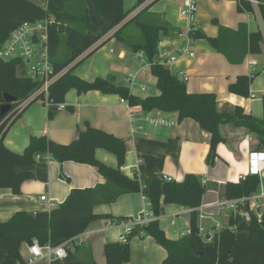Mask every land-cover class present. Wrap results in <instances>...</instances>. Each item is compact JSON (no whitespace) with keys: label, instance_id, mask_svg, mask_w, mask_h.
I'll return each instance as SVG.
<instances>
[{"label":"crops","instance_id":"crops-1","mask_svg":"<svg viewBox=\"0 0 264 264\" xmlns=\"http://www.w3.org/2000/svg\"><path fill=\"white\" fill-rule=\"evenodd\" d=\"M30 1L40 8L46 7V0ZM70 1L55 0V4L63 8ZM152 1L147 0L129 17ZM259 1L264 4V0ZM123 7L128 10L124 0ZM181 7L182 0H155L148 9L150 14L158 16L171 27L168 33H160L159 58L166 60L175 54L176 49L192 42V57L178 56L174 62L166 65L173 75L188 77L184 82L186 91L190 94L212 93L216 97L219 111L231 112L241 108L245 114L261 120L264 113V23L259 11L254 9L253 14L240 11L238 0H196L197 11L193 19L188 21L181 16ZM84 11L96 28L107 27L114 19L113 16H103L96 12L91 0H84ZM241 24L246 25L249 33L260 30L263 41L259 53L247 54L238 65L231 64L226 57L216 52L207 39L188 37L191 28L207 37H216L219 26L236 32ZM117 27L69 66H74L92 49L97 48L92 55L76 65L73 75L86 81L96 77L105 79L112 75L118 83H123L125 76L132 74L135 81L129 88L130 93L139 97L157 96L156 78L150 74V66L144 56L141 61L139 53H131L110 38ZM45 30L44 55L49 61L66 60L95 37L93 32L80 33L68 24L54 21H45ZM107 38L109 40L100 45ZM27 72V64H19L16 68L20 77H27ZM251 74L256 76L248 87V96H238L228 90L229 85L235 83L239 76ZM142 85L145 86L142 92L148 91V95L140 91ZM121 99L117 94H103L95 90L80 94L69 90L60 106L47 105L42 101L32 103L9 127L3 145L11 152L22 153L28 147L31 137L46 136L50 141L62 145L75 140L86 124L98 128L125 142L124 163L119 170L127 177H136L141 186L154 178L169 177L176 183L181 182L187 174H195L201 179L204 193L197 208L199 227L203 229L201 236L211 237L215 232L229 228L236 237L244 238L249 220L243 211L238 212L219 204L228 200L225 198L226 183H237L247 175V154L260 149L259 139L244 127L232 124L220 126V135L226 141L217 145L216 158L208 165L206 159L210 148V133L204 131L193 119L177 120L176 112L150 111L147 114L176 121L175 127L156 128L142 120L145 113L138 112L134 125L142 130L134 132L130 123L131 112L127 106L120 104ZM48 111L55 112L53 118H48ZM94 157L110 168L118 167L115 156L101 148L95 150ZM46 161L44 167L33 165L28 169L31 171L30 179L21 184L19 193L12 194L9 189H0V222L10 220L17 212L35 214L51 211L61 205L71 191L96 189L106 183V179L90 165L72 161L59 163L49 156ZM15 170L23 172L26 168L16 166ZM261 179L264 187V170ZM41 197H46L45 201H41ZM147 202L146 197L137 192L122 194L111 203H97L93 209L99 217L88 224L78 239H73L68 248L69 256L65 260L35 264H106L105 245L121 242L120 237L125 231L122 220L137 219L145 210H151L146 207ZM190 213L191 210L181 206L166 205L160 217L152 216L150 220L156 219L165 236L176 241L188 235ZM237 216L241 221H235ZM28 246L26 243L20 246L22 260L29 256ZM6 248L7 245L0 238V249ZM129 250L130 261L127 264H163L167 257L166 250L149 235L130 238ZM0 264L20 263L0 259Z\"/></svg>","mask_w":264,"mask_h":264},{"label":"trees","instance_id":"trees-1","mask_svg":"<svg viewBox=\"0 0 264 264\" xmlns=\"http://www.w3.org/2000/svg\"><path fill=\"white\" fill-rule=\"evenodd\" d=\"M95 11L103 16H113L107 27L96 28L84 11V0H71L63 8L56 6L55 0H46V7L40 8L30 0H0V47L9 38L10 33L25 22L54 21L68 24L80 33L93 32L94 39L86 46L79 48L75 54L64 61L52 60L56 80L49 84L46 92L39 91L41 82L30 76L20 77L16 68L18 59L9 61L0 58V107L6 104L5 95L13 97L11 108L5 115L0 113V189H9L12 194L19 193L21 184L30 179L31 166L46 165V157H52L62 163L72 161L96 168L106 179L104 186L96 189L73 190L57 208L47 212L28 214L17 212L6 222H0V238L7 245L0 249V259L14 260L23 263L19 249L22 243L31 245L36 240L41 245L58 244L64 240H72L81 235L88 224L99 215L94 214L93 207L97 203H111L122 194L141 192L150 204L154 218L162 215L166 205L181 206L191 210L189 233L173 241L160 230L156 219L150 220L144 228H134L126 235V242H115L104 247L106 264H127L130 261V238L138 235H149L167 252L163 264H264V207L259 217L249 212V226L244 238L235 236L231 229L224 228L215 232L206 240L199 232L198 211L204 193L201 179L195 174H187L181 182L149 179L141 186L136 177L123 175L119 167L124 163L126 144L121 139L98 128L85 125L78 132L75 140L68 144H56L46 136L31 137L28 147L22 153H15L3 145V138L9 127L22 112L32 103L42 101L47 105L60 106L64 103L65 93L75 90L77 93L99 91L103 94H117L127 99L129 108L134 112L148 113L162 111L177 113V120L193 119L200 127L210 133V148L206 163L212 164L216 158V147L225 143L219 128L225 124L244 127L246 131L259 139L261 151L264 152V113L261 120L245 114L240 108L231 112L219 111L216 97L212 93H188L180 75H173L166 65L162 64L158 55L160 33H168L171 27L158 16L148 12L151 3L139 9L131 17L129 15L147 0H136L128 10L123 7V0H91ZM240 11L254 13L248 0H238ZM259 14L264 23V5H259ZM215 24H217L215 22ZM117 27L110 38L122 44L131 53H143L150 66V74L156 78L157 96H135L128 86L119 85L116 77H96L86 81L73 75L76 65L84 58L92 55L94 48L74 66V61L99 41L103 36ZM219 26V25H218ZM188 37L207 39L213 49L227 58L234 65L241 63L247 54L260 52L262 33L260 30L249 33L241 24L238 30L232 31L224 26L218 27L216 37H207L200 31L191 28ZM109 39L101 42L104 45ZM1 49V48H0ZM256 74L241 75L230 84L228 90L238 96L249 95V85ZM264 106V96L262 97ZM71 111V108H68ZM48 118L55 112L48 111ZM101 148L112 153L118 167H108L94 157L95 150ZM40 156V160H36ZM16 166L26 168L18 172ZM259 180L255 176L246 175L237 183L225 185V198L228 200L241 198L258 190ZM246 210V207L243 210ZM127 221V220H122ZM235 221H241L237 216Z\"/></svg>","mask_w":264,"mask_h":264},{"label":"built area","instance_id":"built-area-1","mask_svg":"<svg viewBox=\"0 0 264 264\" xmlns=\"http://www.w3.org/2000/svg\"><path fill=\"white\" fill-rule=\"evenodd\" d=\"M251 6L259 11V5L263 3L259 0H248ZM264 5V4H263ZM181 16L191 21L197 11L196 0H182ZM46 38L45 21L36 22H25L14 29L9 38L1 45L0 58L5 61L10 59L20 60V64H27L28 72L27 76H30L34 80L41 82V87L39 91L46 92L49 84L56 80L57 75L54 74L53 66L50 61L44 55V42ZM191 43L184 47H179L176 49L175 54L172 57L161 59L162 64L168 65L176 60L178 56L185 55L187 57H192L194 53L191 50ZM138 58L142 61L143 53H139ZM252 75V74H251ZM183 82L188 80L186 75H180ZM135 77L132 74L125 76L123 85L131 88L134 85ZM145 86L140 87V91H144ZM253 97V96H251ZM120 104L127 106L130 110V123L133 126V131L142 130V128L137 127L134 123L137 121V112L132 111L129 108L127 99H121ZM142 120L153 127H166L171 128L176 126V121L166 120L161 117H155L150 114L145 113ZM147 135L146 132H143ZM248 162H247V174L255 176L259 180L258 190L248 196H243L237 199L227 200L219 205L229 207L238 212L243 211L247 220L249 219V212H254L258 217L260 210L264 207V187L262 183V172L264 170V152L261 150H252L248 152ZM36 160H40V156H36ZM166 181H172L169 177L163 178ZM46 197H41V201H45ZM146 207L149 209V202L146 203ZM246 207V210L243 208ZM153 216L151 210H145L143 214L137 219H129L124 221L122 224L125 225L124 234L120 237V241L125 243L126 235L130 233L134 228H144L150 221V217ZM203 229L199 227L200 234ZM73 239H78L74 237ZM72 240H64L58 244L49 243L41 245L36 240L32 241V244L28 246L29 256L20 264H35L37 262L45 261L50 262L53 260H65L69 256V245L73 242Z\"/></svg>","mask_w":264,"mask_h":264},{"label":"water","instance_id":"water-1","mask_svg":"<svg viewBox=\"0 0 264 264\" xmlns=\"http://www.w3.org/2000/svg\"><path fill=\"white\" fill-rule=\"evenodd\" d=\"M119 85H123V84L122 83H119ZM4 97H5V100H6V104L0 107V113H1V115L7 114V112L11 108V102L14 101V98L13 97H9L7 95H5ZM204 238L206 240L210 239L209 236H205Z\"/></svg>","mask_w":264,"mask_h":264},{"label":"rangeland","instance_id":"rangeland-1","mask_svg":"<svg viewBox=\"0 0 264 264\" xmlns=\"http://www.w3.org/2000/svg\"><path fill=\"white\" fill-rule=\"evenodd\" d=\"M136 0H124V4H125V6L126 7H128V9H129V7L131 6V5H133L134 4V2H135ZM117 42V41H116ZM117 43H119V42H117ZM120 44V43H119ZM134 91V90H133ZM134 92H136V90L134 91ZM143 94H149L148 93V91H146V92H142Z\"/></svg>","mask_w":264,"mask_h":264}]
</instances>
